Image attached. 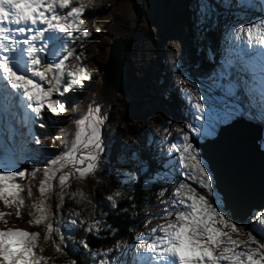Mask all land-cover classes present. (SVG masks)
Listing matches in <instances>:
<instances>
[{"label":"rangeland","instance_id":"rangeland-1","mask_svg":"<svg viewBox=\"0 0 264 264\" xmlns=\"http://www.w3.org/2000/svg\"><path fill=\"white\" fill-rule=\"evenodd\" d=\"M256 1L261 3L262 6H259L260 11L264 14V0ZM184 2L185 0H112L110 5L103 6L98 13L95 38L104 33L98 46L93 47L91 59L85 60L83 67L87 74H92L94 78L86 81L87 87L79 95H74V93L62 95L60 92L52 94L53 99L59 101L63 99L70 100V105H75L72 112L62 111L59 115H55L48 112L45 106L42 109L43 115L36 117L27 108V102L23 100L22 96L16 97L13 95L10 100L3 89H0V151L3 154L8 153L11 155L16 166L15 171L24 172L23 177L17 175L18 180L13 182L18 186L16 197H7V203L0 200V230L12 229L35 233L32 254L38 264H50L49 258L52 253L55 234L50 235L48 238L45 229L34 228L28 223L27 218L36 204L43 201L49 202L52 199L65 198L64 196H67L69 191H73L81 201L66 204V208L62 210L64 222L72 225L70 220L74 219L77 221V226L87 224L95 228L96 221L92 220L94 216L93 208L97 209L101 200L109 197L115 201L124 182L130 180L129 177L140 174L138 170L134 169L140 168L139 165L134 163H131L132 166L123 169L116 167L117 151L113 150L114 147L111 145L115 141L116 135L120 139L117 142L121 141L124 144L132 143L134 146H138L141 142L144 144L154 143L155 148L153 147L152 150L158 157L156 163L159 169L145 176L144 182L157 181L164 184L162 190H159V194L165 192L166 197L161 195L156 206L143 213L144 220L139 230L132 233L128 240L117 245L114 264H120V256H122L121 262L127 258L128 263L133 264L138 258L140 259L139 264H146L143 261L144 251L147 244L152 242L151 237L153 238V235H150V233L155 229L154 235H160V226L175 220V215H168L165 209L172 208L173 201L177 200L174 193L180 187L181 181L194 188L199 195L204 196L213 206L219 205L217 210L222 208L221 197L214 187L213 177L214 191L208 193L206 189H200L198 183L187 176V169L181 168L180 156L183 141L179 138L193 125L200 123L195 119L198 114L195 105L198 102L202 103L206 109L211 106L221 111L231 110L236 115V118L232 121L245 119L249 122L245 118L247 115L240 111L243 106L237 97L238 88L235 84V82L239 83L240 80L236 75L233 78L234 74L232 75L233 80H231V72L227 70L228 65L232 63V59H235L246 75L251 74L250 63L252 64L254 59L251 49L257 50L259 48V34L264 33V28H261L260 25L264 24V21H262L264 18L258 13H250L249 16L242 18L235 16L234 14L240 11L241 6H244V8L249 7L242 0H230L229 6L233 2L235 7L229 9L231 15L221 22L220 27L226 32L228 47H234L236 54L230 58L229 63L222 56L215 59L219 61L218 63L222 62L223 66L227 67L225 73L218 68L214 70L215 60L211 57L207 58V62L210 66L212 65L211 68L213 69L204 70L194 64L192 55H190L192 44L186 36L188 24L179 21V14L182 12ZM218 6L222 8V5ZM78 22L80 24L85 23L86 18H78ZM101 24L105 25L104 31L100 27ZM241 28L253 29L251 39L253 44L248 39L247 32H239ZM75 30L73 29V33ZM120 31H127L129 38L132 40L129 52L130 66L128 67L130 80L127 79L128 89L126 90L128 95L122 94L116 101L112 119L105 127L102 143L104 151L100 153V159L94 162L95 167L91 171H87L81 176L80 173L88 167L89 163L87 160L88 150L76 154L82 142H87L84 131L82 142L77 145L72 161L61 160L59 156L50 155L47 146L53 143L55 134L59 133L61 144L65 146L60 154L66 155L72 151L76 132L81 130L77 127V121L84 116L86 104L90 100L92 92L99 85L100 73L107 61V48L110 40ZM70 39L72 37L65 38L67 43ZM220 54L223 55V52ZM157 58L164 60L166 63L162 71L171 76L170 87L181 93V99L178 98L179 105L177 107L175 105L177 112L181 111L177 120L173 119L172 112L164 109L165 106L161 100H140L142 99L141 95L152 92L151 84L159 78V75L151 73L152 62ZM261 64H257L255 70H262L264 64ZM244 66H248L249 69ZM101 67H103L102 70H99ZM260 75L262 74L255 76L257 83L260 82ZM36 79L38 81V78ZM39 83L42 88L47 89L48 85L46 83ZM217 83L235 85L233 94L230 95L224 88L216 87ZM13 91L10 87L8 88L9 93ZM197 95L200 97L199 100L196 99ZM257 98L259 101V97ZM11 101L14 102L16 108H14ZM251 101L248 100L244 108H252L250 109L252 113H257L254 117L264 122V118H262L264 110L256 111L253 108L256 105L254 101L252 103ZM137 117L140 119L138 120ZM177 128H180L181 131L177 132ZM188 134L193 146V141L203 143L208 139H213L198 140L191 133ZM166 136L167 139H165ZM173 144L177 147L173 148ZM54 145L58 146L56 143ZM260 145L261 149H264V134ZM109 146H111L110 149ZM196 151L207 165L201 157V151L198 149ZM58 157L60 159H57ZM53 160H57V163L53 164ZM80 161L84 162L80 163ZM103 166L110 167L111 170H105ZM206 171L210 172L208 165ZM61 176L65 177L64 184L60 183ZM42 187L44 188L43 193L40 191ZM180 207H183V205H180ZM225 212L223 211L221 214L224 215ZM226 218L228 219V216ZM252 218L254 217H250V222ZM233 223L237 225V233H232L227 229L225 231L229 232L232 239L245 242L246 235L243 228L236 221H233ZM253 235L256 236L258 241L261 240V234L253 231ZM141 241H143V244ZM255 247L256 244H250L247 247L242 244L235 247L234 250L247 252L248 248ZM151 262H153L152 259Z\"/></svg>","mask_w":264,"mask_h":264},{"label":"snow or ice","instance_id":"snow-or-ice-1","mask_svg":"<svg viewBox=\"0 0 264 264\" xmlns=\"http://www.w3.org/2000/svg\"><path fill=\"white\" fill-rule=\"evenodd\" d=\"M69 5L70 0H0V89H3L8 98L13 95L22 96L27 102V108L36 117L43 115L42 109L45 106L48 112L59 115L63 111L62 103L53 99L52 94L59 93L61 89L68 93L74 87L80 86L81 79L89 78L85 69L80 67L75 71H67L66 84L61 83L66 70L65 61L73 56L65 38L75 39L73 29L80 28L81 24L77 21L83 10V5L73 6L66 15L58 14L57 8L65 9ZM41 25L46 28H41ZM260 27L264 28V24ZM239 32H247L248 39H252V28H241ZM80 34L85 37L89 35L86 31ZM259 35L258 43L264 46V33ZM60 56L63 58L57 62V57ZM36 78L48 85L46 90ZM215 86L224 88L230 95L235 88L233 84L217 83ZM9 87L14 91L9 93ZM196 99H200L199 95ZM195 110L198 113L195 119L200 123L193 125L179 138L183 141L180 165L182 169L188 170L187 176L195 180L200 189L212 193L214 187L211 172L206 171L207 165L194 148L188 133L198 140L214 139L219 129L230 124L236 115L231 110L221 111L211 106L206 109L199 102L196 103ZM90 120L88 128L91 131L87 136V143L84 144V148L89 150L87 156L89 163L80 173L81 176L95 167L94 162L100 159V153L104 151L99 128L101 121L94 117ZM83 123L82 120L77 121V127ZM176 131L180 132L181 129L177 128ZM82 135V129L76 132L72 151L64 158L67 161L73 160V153L82 142ZM172 147L177 146L173 144ZM52 163H57V160H53ZM17 175L23 177L24 172L0 171V200H4L5 203L8 202L7 197L15 198L17 195L18 186L13 183V178ZM64 182L65 177L61 176L60 183ZM40 191L43 193L44 188L42 187ZM174 195L177 200L173 201L172 208L165 211L168 215L174 214L175 220L161 225L160 235H154L156 230L153 229L150 233L153 235V241L146 246V252L151 254L154 264H221V261H226L227 264H264V211L250 213L254 218L248 224L250 230L245 233L246 241L241 242L232 239L229 232L225 231L227 229L237 233V225L226 218V212L224 215L221 214L223 208L217 210L219 205L213 206L183 181ZM111 199L109 197V200ZM39 212L40 216L36 223L45 218L43 207L39 208ZM70 223L76 225L77 221L71 219ZM253 231L261 234L260 241L253 235ZM80 243L85 248L88 247L84 241ZM141 243L143 244V241ZM34 244L35 233L12 229L0 230V264H38L32 254ZM242 244L245 247L256 244V247L248 248L247 252L234 250ZM217 251L218 254H214ZM72 264H75V261ZM100 264L107 262L101 260Z\"/></svg>","mask_w":264,"mask_h":264},{"label":"trees","instance_id":"trees-1","mask_svg":"<svg viewBox=\"0 0 264 264\" xmlns=\"http://www.w3.org/2000/svg\"><path fill=\"white\" fill-rule=\"evenodd\" d=\"M111 1L70 0V5L65 9L57 8L58 14L66 15L71 10V7H80L83 5L80 18H86V22L81 25V30L74 32L75 39H72L69 44V49L72 51L73 56L65 61L66 70L61 78L62 84H66L67 71H75L80 67H84L85 60L91 59L90 56L93 53V47L98 46V43L102 39L101 36L104 33L95 38V27L98 25V13L103 6L110 5ZM217 1L220 2L221 0H185L182 12L179 14V21L182 23L185 22L189 26L186 36L187 40L192 44L190 55H192L194 64H197L200 69L204 70H209L208 67L210 65L207 62V58L211 57V59L215 60L218 51L217 43H220V47L224 48L228 57H230L231 53L236 52L234 47H228V37L224 29L220 27L221 22L231 15V12L226 8L219 7ZM239 10L234 14L235 16L242 18L247 15L245 10ZM40 27L45 28L46 26L41 25ZM100 27L103 31L105 30L104 24H101ZM85 31L91 34L90 37H85L80 34ZM104 41L106 42V40ZM62 58L63 56L57 57V62ZM165 65V61L159 58L152 62L151 73L153 75H159V78L151 84V90L152 94L161 93L163 95L165 99L164 109L170 112L175 105L177 107L179 104L178 92L176 93L170 87L171 76L162 71ZM102 68H99V70H102ZM88 77L87 80L81 79L78 88L74 87L68 93H64L62 89L59 92L62 95H68L70 93L79 95L87 87L86 81L94 78L92 74H89ZM128 79L130 80L129 76ZM61 103L65 105L64 112L67 113L74 110L75 105H70V100L63 99ZM137 119L139 120L140 118L137 117ZM118 140L120 139L116 135L115 141L111 143L114 147L113 150L115 149L117 151L116 167L123 169L132 166L131 163H134L135 165H139L140 168L134 169L138 170L140 174L135 176V179L124 182L120 187L121 192L115 198V201L106 198L101 200L97 209L93 208L94 216L92 220L96 221L95 228L87 224L73 226L64 222L62 210L66 208V204H74L78 203L79 200L81 201L73 191H69V194L64 196L65 198L59 200L52 199L49 202H39L32 208L27 218L30 226L45 229L48 238L50 235L55 234V239L52 243V253L49 258L50 264H72L73 261H75V264H100L101 260L106 261L107 264H113L117 245L130 238L133 231L138 230L141 225L143 213L155 207L158 203L159 190L164 187V184L157 181L151 183L144 182L145 176L159 169L156 163L158 157L152 150L153 147L155 148L154 143L144 144L141 142L140 145L134 146L132 143L124 144L121 141L117 142ZM61 142L59 133H56L53 143H50L47 149L50 151V155L54 157L59 156L61 160H64L66 155L60 153L63 152L65 146ZM55 143L58 146H55ZM108 148L110 149L111 146ZM104 168L105 170H111L110 167ZM15 169L16 166L12 161L11 155L0 152V171H15ZM14 180L16 181L18 179L14 177L13 182ZM40 207L45 209V218L40 220L39 223H36V219L40 216ZM227 216L228 219L232 220L229 213H227ZM243 223L237 222L243 228V232L247 233L250 230L248 228L250 217ZM69 237L71 238L69 239ZM80 241H84L88 247L85 248Z\"/></svg>","mask_w":264,"mask_h":264},{"label":"water","instance_id":"water-1","mask_svg":"<svg viewBox=\"0 0 264 264\" xmlns=\"http://www.w3.org/2000/svg\"><path fill=\"white\" fill-rule=\"evenodd\" d=\"M128 34L127 31H120L110 40L99 85L86 104L84 116L79 119L84 121L79 129L87 135L91 131L88 128L90 118L101 121L99 128L102 143L116 101L128 89L132 41ZM262 140L263 132L256 124L240 119L222 126L214 139L203 143L193 141L212 174L223 210L231 215L233 221L243 223L254 210H264Z\"/></svg>","mask_w":264,"mask_h":264},{"label":"bare ground","instance_id":"bare-ground-1","mask_svg":"<svg viewBox=\"0 0 264 264\" xmlns=\"http://www.w3.org/2000/svg\"><path fill=\"white\" fill-rule=\"evenodd\" d=\"M230 1V0H229ZM234 1V0H233ZM242 1H244L245 2V4H246V6L248 7V3L250 4V2L252 3H254L255 5H257L258 6V8H254V9H257V10H259L260 11V8H259V6H262L261 5V3L258 1V3H257V1L256 0H242ZM232 4H234L233 2H232ZM263 4V3H262ZM235 5V4H234ZM261 16H262V18H264V14H261ZM261 20V19H260ZM262 21H264V19L262 20ZM260 24H261V22H260ZM255 39V38H254ZM256 40V39H255ZM251 41V40H250ZM252 42V41H251ZM252 44H253V42H252ZM231 51H232V49H231ZM246 51V50H245ZM251 51H253V54H252V56H253V62H252V64L250 63V66H251V74H249V75H246L245 77H240L239 75H237L234 71H233V73H234V75H233V78H235L234 76L236 75V77L237 78H239V84H241L242 85V88H243V90L245 91V93L247 94V95H251L252 96V98H253V96H256V99L255 100H253L254 101V103H258V106H254L253 108L256 110V111H259L260 109H263L264 110V103H263V99H264V96H262V92H264V71H262V70H259V71H257V70H255V66H257V64H261V65H263L264 63V46H261V45H259V48L256 50V49H251ZM247 52V51H246ZM240 57V56H239ZM241 58V57H240ZM239 59V58H238ZM230 61H231V59H230ZM228 63V62H227ZM236 63V60L235 59H232V63H231V66H233L234 64ZM245 63V62H244ZM241 64V63H240ZM246 65V64H245ZM245 68H248L249 69V67L248 66H244ZM234 68H231V69H229V70H233ZM263 69H264V65H263ZM229 70H227V71H229ZM259 74H262V75H260L261 76V78H262V81H260L259 83H256V85H253V89H251V88H247V85H245V83H247V81H251V78H254L256 75H259ZM248 76H250V77H248ZM252 83V82H251ZM257 86H259V87H261V88H263V90L262 89H260L259 87H257ZM257 97H259V101H258V98ZM254 99V98H253ZM252 103V102H251ZM3 104V103H2ZM171 104L173 105V102L171 101ZM261 106H262V108H261ZM250 109H252V108H250ZM245 110V111H244ZM243 114L245 113V115H247L245 118L249 121V122H252L253 124H257V126L261 129V130H263L262 132H264V122L263 121H261V120H257L255 117H254V115H253V113H252V110H248V109H245L244 107H242V109L240 110ZM239 112V111H238ZM241 114V113H240ZM9 116H11V115H9ZM243 116V115H242ZM251 117V118H250ZM252 117H254L253 119H252ZM262 127V128H261ZM87 134H85V140H87ZM87 143V142H86ZM84 144H85V141H83L82 142V144H81V147H79L78 148V150H77V152H76V154H81V153H83L84 152V150H88V149H86V148H84ZM89 151V150H88ZM158 230V229H157ZM151 240L153 241V238L151 237ZM139 246L137 245V248H138ZM144 251V250H143ZM144 262L146 263V264H154V262H151V254L150 253H147L146 252V247H145V251H144ZM214 254H218L217 252H215ZM127 256V255H126ZM129 256V255H128ZM130 258H131V254H130ZM126 261L128 262V260H127V258H126ZM139 261H140V259H138L137 258V260H135L134 261V263L133 264H139ZM126 264V263H125ZM221 264H227V262L226 261H221Z\"/></svg>","mask_w":264,"mask_h":264}]
</instances>
